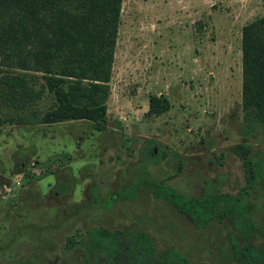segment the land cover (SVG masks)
<instances>
[{
  "label": "rangeland",
  "instance_id": "obj_1",
  "mask_svg": "<svg viewBox=\"0 0 264 264\" xmlns=\"http://www.w3.org/2000/svg\"><path fill=\"white\" fill-rule=\"evenodd\" d=\"M262 17L264 0H123L106 121L0 127V264H84L87 233L99 227L144 230L160 253L176 249L191 264H233L232 235L240 247L264 245V234L244 238L225 218L197 229L149 187L135 201L112 202L148 179L189 197L207 183L240 194L246 172L233 146L245 125L242 38ZM153 95L171 110L151 115ZM55 103L46 92L23 112H0L34 122ZM150 141L167 154L158 164L143 158ZM252 145L264 158V131ZM250 201L264 230V180Z\"/></svg>",
  "mask_w": 264,
  "mask_h": 264
},
{
  "label": "trees",
  "instance_id": "obj_2",
  "mask_svg": "<svg viewBox=\"0 0 264 264\" xmlns=\"http://www.w3.org/2000/svg\"><path fill=\"white\" fill-rule=\"evenodd\" d=\"M122 5L123 0H0V67L16 66L25 71L0 69V111L4 106L23 112L46 92L56 102L34 122L24 116L5 118L0 112V127L6 123L49 125L79 120L104 123ZM21 50L29 56H20ZM242 56L245 125L242 142L233 146L246 172L240 194H225L207 183L201 197H189L168 183L154 184L148 179L135 182L122 197L134 201L139 190L149 186L155 197L173 204L199 230L225 218L244 238L256 232L264 234L253 220L250 201L256 185L264 180V158L254 155L252 145L258 131H264V17L244 28ZM41 79L44 83L38 89ZM149 102V113L157 117L172 108L165 97L153 95ZM151 143L154 147L146 148L145 157L158 164L167 154L157 152V143ZM231 240L233 264H264V245L240 247L236 235ZM83 257L84 264H191L176 249L160 253L154 238L144 230L106 227L89 230Z\"/></svg>",
  "mask_w": 264,
  "mask_h": 264
},
{
  "label": "flooded vegetation",
  "instance_id": "obj_3",
  "mask_svg": "<svg viewBox=\"0 0 264 264\" xmlns=\"http://www.w3.org/2000/svg\"><path fill=\"white\" fill-rule=\"evenodd\" d=\"M152 141H150V143H151ZM157 149V148H156ZM143 158H144V160L146 159V157H145V150H144V156H143ZM139 181V180H138ZM141 181H143V182H145V180H141ZM135 183V182H134ZM133 183V184H134ZM132 184V185H133ZM131 185V186H132ZM131 186H130V188H131ZM172 186V185H171ZM149 186H147V188H148ZM150 188V187H149ZM128 190V189H127ZM143 190H145V189H143ZM126 191V190H125ZM140 191H142V190H139V192ZM124 192V191H123ZM123 192L120 194V195H114L113 197H112V202H118L119 200H126V201H130V200H127V199H125L124 197H122V194H123ZM139 192H138V197H139ZM118 196H119V198H118ZM135 201V200H134Z\"/></svg>",
  "mask_w": 264,
  "mask_h": 264
}]
</instances>
